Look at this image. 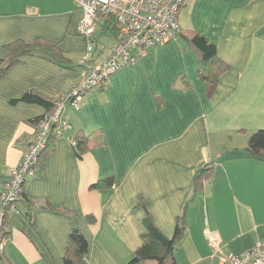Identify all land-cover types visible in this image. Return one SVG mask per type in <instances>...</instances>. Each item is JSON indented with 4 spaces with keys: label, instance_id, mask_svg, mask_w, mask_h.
I'll list each match as a JSON object with an SVG mask.
<instances>
[{
    "label": "crops",
    "instance_id": "0c3cea01",
    "mask_svg": "<svg viewBox=\"0 0 264 264\" xmlns=\"http://www.w3.org/2000/svg\"><path fill=\"white\" fill-rule=\"evenodd\" d=\"M82 19L76 0H0V59L12 41L45 40L69 65L33 56L0 78V189L28 150L32 120L46 114L12 101L27 92L49 100L71 92L89 44ZM180 24L187 35L205 37L229 66L213 95L199 73L200 52L182 37L152 48L78 107L69 104L70 130L8 215L3 264H64L74 228L89 244L80 264H129L146 217L172 238L184 212L177 264H214L212 238L221 255L264 241V161L245 152L250 136L264 130V0H187ZM103 26L93 37L96 66L117 45V33ZM78 133L91 138L81 157L72 146ZM210 163V178L196 190L198 171ZM109 177L113 186L92 188Z\"/></svg>",
    "mask_w": 264,
    "mask_h": 264
},
{
    "label": "built area",
    "instance_id": "2783aa9c",
    "mask_svg": "<svg viewBox=\"0 0 264 264\" xmlns=\"http://www.w3.org/2000/svg\"><path fill=\"white\" fill-rule=\"evenodd\" d=\"M76 3L83 11L80 33L89 40L78 66L80 80L70 93L56 99L54 110L36 126L28 150L10 170L0 189V264H3L7 241L1 236L4 220L18 211L24 186L36 172L35 165L47 146L51 131L62 138L70 130L67 106L78 107L84 95L103 89L114 74L136 65L152 48L178 41L182 31L180 13L186 0H76ZM110 20L116 26L117 45L109 59L96 66L93 37L97 29ZM210 246L216 250L214 264H264V241L239 255L217 254L216 238L210 239Z\"/></svg>",
    "mask_w": 264,
    "mask_h": 264
},
{
    "label": "trees",
    "instance_id": "16d2710c",
    "mask_svg": "<svg viewBox=\"0 0 264 264\" xmlns=\"http://www.w3.org/2000/svg\"><path fill=\"white\" fill-rule=\"evenodd\" d=\"M103 27L109 28L112 32L117 33L115 23L111 20L105 22ZM182 37L187 39L189 43L200 52L202 56V67L199 73L200 76L208 82L209 95L212 96L219 84L220 76L229 70V66L217 59L216 47L210 44L205 37L200 36L198 33H191L187 35V33L181 31L179 39H182ZM5 51V56L0 59V78L6 75L12 67L33 56H39L48 59L57 65L69 67L62 51L55 44L45 40H37L34 43H26L22 40H15L5 46ZM20 102L37 104L46 109V114L32 120V123L36 128L39 122L54 110L56 100H49L34 92H27L20 99L12 101L13 104ZM58 139L59 138L55 135V133L51 131L48 137L47 146L41 152L35 165L36 169L43 165L47 155L50 153L54 143ZM90 145V137L81 133L75 135L72 146L78 157L85 154L89 150ZM245 152L252 158L264 161V130H259L250 136ZM212 166L213 165L211 163L207 164L204 168L198 171L195 180L196 190H199L200 187L203 186L204 181L210 178ZM114 184L115 178L109 177L102 182L92 185V188H100L103 185L111 187ZM26 185L24 186L21 200L18 204V210L20 203L26 197ZM139 206L146 210L148 208L147 202L143 199H140ZM7 218L8 216L5 218L3 227L1 228V236L5 239L8 237ZM145 226L146 232L142 236V245L137 250L135 256L129 264L146 263L148 261H153L156 264H177L175 259V248L184 238L187 229L185 212L178 218L176 230L172 238L166 237L154 224L150 216L146 217ZM88 252V241L78 228H74L69 235L63 257V263L80 264L87 256Z\"/></svg>",
    "mask_w": 264,
    "mask_h": 264
}]
</instances>
